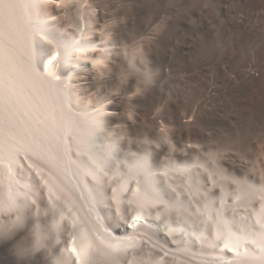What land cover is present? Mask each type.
Returning a JSON list of instances; mask_svg holds the SVG:
<instances>
[{"label": "bare ground", "instance_id": "bare-ground-1", "mask_svg": "<svg viewBox=\"0 0 264 264\" xmlns=\"http://www.w3.org/2000/svg\"><path fill=\"white\" fill-rule=\"evenodd\" d=\"M84 1L78 4L86 27L95 6L93 0L85 1L89 6ZM33 3L0 0V222L30 215L52 264H264V184L232 185L214 171L166 163L158 167L144 154H122L107 131V107L94 110L83 103L74 83L83 61L96 55L89 52L94 44L86 41L88 32H56V21L48 18L54 11L49 2L40 0L36 10ZM206 6L195 8L191 19L201 9L207 34L218 36L222 45L214 53L213 68H204L203 59L192 76L203 67L202 72L216 73L235 90L240 85L247 98H256L259 91L256 100L264 108V13L254 7L230 21L225 4ZM197 39H192L194 52ZM103 47L95 62L111 59ZM195 106L186 127L197 126L207 113L206 106ZM259 146L262 153L264 140ZM125 181L133 192L148 183L163 186L173 199L165 201L166 208L150 209L153 215L135 228L121 219L123 207L121 213L113 207L112 218L116 215L124 226L118 235L98 208L93 212V186L103 182L111 195V188ZM127 208L129 217L141 210ZM151 225L195 239L207 256L191 251L193 241L183 248L163 246L152 237L157 230Z\"/></svg>", "mask_w": 264, "mask_h": 264}, {"label": "rangeland", "instance_id": "rangeland-1", "mask_svg": "<svg viewBox=\"0 0 264 264\" xmlns=\"http://www.w3.org/2000/svg\"><path fill=\"white\" fill-rule=\"evenodd\" d=\"M78 1L47 0V6L54 10L53 17L48 20L56 21L52 27L58 30L56 32L63 30L60 34L72 36L79 35L81 30L88 32L86 41L94 44L89 49L91 53L98 55L105 51L103 45H107L111 59L104 63L95 62L96 55L93 59H85L78 75L84 78L88 74L89 77L86 81L78 77L77 84L74 83L83 103L94 106V110L102 105L107 107V131L111 139L116 140V146H121L118 150L121 149L122 154L134 156L140 153L138 156L151 157L158 167L163 163L166 166V163L186 165L206 173L214 171L232 185L255 184L256 181L255 185L264 184V149L261 153L259 148L264 140V108L256 100L259 91L256 98L248 99L247 91L244 92L240 85L235 90L233 84L222 81L216 73L202 72L203 67L213 68L214 53L222 42L218 36L207 34L201 9L191 19L192 11L205 2L206 7L225 4L228 9L226 19L231 21L254 7L264 13V0H93L95 8L91 10L95 14L87 28ZM214 28L218 29L219 25L215 24ZM153 31L161 33L156 39L158 45L146 46L145 52L151 67L156 70L155 86L142 97L133 98L129 95L133 92V82L122 87L117 81V73L124 68L121 55L127 52L129 43ZM196 35L198 47L194 52L192 39ZM203 59V67L192 76V68ZM196 103L206 106L207 113L197 126L186 127L183 123L194 115ZM194 139L197 144L192 143ZM237 139L240 143L235 142ZM118 150L117 155L120 154ZM114 216L111 221L104 220L122 235L118 231L123 230V223L117 217L114 220ZM24 221L31 226L30 215ZM151 228L157 230L152 237L163 246L183 248L188 246L186 242L192 244L193 241L195 248L191 251L198 256H207L198 249L195 239L183 233L170 234L162 227L151 225ZM13 243L0 245V264H18L11 250ZM23 264H52L51 253L44 248Z\"/></svg>", "mask_w": 264, "mask_h": 264}, {"label": "clouds", "instance_id": "clouds-1", "mask_svg": "<svg viewBox=\"0 0 264 264\" xmlns=\"http://www.w3.org/2000/svg\"><path fill=\"white\" fill-rule=\"evenodd\" d=\"M160 34L159 31H153L150 35L136 38L127 45V52L121 55L124 68L117 73V81L122 87L133 82V92L129 93L133 98L142 97L155 86L156 70L151 67L145 47L155 44ZM40 235L35 220L31 226L22 220L8 219L0 222V245L14 241L11 250L18 264L44 251Z\"/></svg>", "mask_w": 264, "mask_h": 264}, {"label": "snow or ice", "instance_id": "snow-or-ice-1", "mask_svg": "<svg viewBox=\"0 0 264 264\" xmlns=\"http://www.w3.org/2000/svg\"><path fill=\"white\" fill-rule=\"evenodd\" d=\"M39 3L40 0H34V10L39 7ZM49 63H51V61H49ZM33 72H35V68H33ZM28 167L31 168L32 165L29 164ZM109 183L111 182L109 181ZM171 191L175 192L176 190L172 189ZM93 192L94 197L92 198V210L94 213L98 208L99 213L103 214V218L111 221L113 207H115V211L117 213H121L123 207L121 219L125 224H129V226L133 228H135L137 224L148 221V218L153 215L150 209L162 206L166 208L167 206L165 205V201L173 199V197L169 194V191L163 186L157 188L150 183L146 184L143 190L137 187L135 192H133L128 187V182L125 181L121 183L119 188L112 187L111 195H109L108 190L103 186V184H100L93 186ZM177 195L179 194L177 193ZM127 205H135L141 210L136 211L134 217H129L127 215ZM157 218H159V215ZM130 220L131 223H129ZM257 224H260L259 220L257 221ZM72 251L76 252V249H73Z\"/></svg>", "mask_w": 264, "mask_h": 264}, {"label": "water", "instance_id": "water-1", "mask_svg": "<svg viewBox=\"0 0 264 264\" xmlns=\"http://www.w3.org/2000/svg\"><path fill=\"white\" fill-rule=\"evenodd\" d=\"M114 229V228H113ZM112 229V230H113ZM116 233H117V231L116 230H114ZM120 234H123L124 233V231L122 230V231H118Z\"/></svg>", "mask_w": 264, "mask_h": 264}]
</instances>
